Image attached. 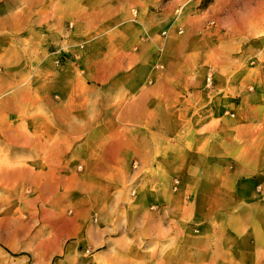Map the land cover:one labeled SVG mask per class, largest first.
Masks as SVG:
<instances>
[{"label":"crops","instance_id":"1","mask_svg":"<svg viewBox=\"0 0 264 264\" xmlns=\"http://www.w3.org/2000/svg\"><path fill=\"white\" fill-rule=\"evenodd\" d=\"M18 3L0 0V55L17 63L0 67V161L64 211L59 249L88 247L104 264L99 256L137 254L152 239L172 244L166 186L176 176L201 200L214 186L236 207L245 201L234 213L235 264H264V37L247 43L203 21L159 17L149 29L125 20L112 24L111 45L93 40L55 67L50 37L37 45L22 34L60 15ZM256 28L252 17L241 32ZM255 54L260 62L244 67ZM120 260L109 264L135 263Z\"/></svg>","mask_w":264,"mask_h":264},{"label":"rangeland","instance_id":"2","mask_svg":"<svg viewBox=\"0 0 264 264\" xmlns=\"http://www.w3.org/2000/svg\"><path fill=\"white\" fill-rule=\"evenodd\" d=\"M4 1L10 5L13 3V0ZM19 3L36 7L51 5L60 15L58 22L50 28L47 26L44 32L40 30V25L37 29L36 26H25L22 34L26 41H34L37 45L42 38L50 37L46 49L50 55L49 63L55 67L77 60L93 40L99 41L101 46L111 45L112 24L125 20H138L142 28L149 29L158 24L159 17L176 21V25L203 21L215 26L219 35L235 34L247 43L264 37V0H19ZM71 4H80L82 14H76ZM252 17L257 23L256 30L241 32L250 24ZM64 43L68 45L66 48ZM15 48L19 53L22 50L25 53L22 47ZM29 52L32 53L31 50ZM260 60L255 54L245 57L242 65L254 66ZM16 64L10 57L5 60L0 55V67ZM18 64H27V60ZM3 166L6 167L0 161V264L98 263L99 260L95 263L96 256L91 255L88 247L59 249L62 243L56 244L53 237L63 229L59 226V216L64 211H57V206L49 208L43 200L46 191L30 183L18 184L16 173ZM172 179L177 180L175 189ZM166 188L171 199L166 204L168 213L171 212L172 219L176 220L172 225L176 240L169 244V235L162 240L152 239L137 254L117 250L99 256L103 263L109 264L111 259L124 263L120 259H129L134 264H235L236 237L240 234L236 233L234 213L236 209L245 210L247 203H237L236 207L228 194L216 193L214 186L201 200L192 186H179L176 176L170 179ZM148 204L157 206L156 202ZM156 206L149 209L157 211Z\"/></svg>","mask_w":264,"mask_h":264},{"label":"built area","instance_id":"3","mask_svg":"<svg viewBox=\"0 0 264 264\" xmlns=\"http://www.w3.org/2000/svg\"><path fill=\"white\" fill-rule=\"evenodd\" d=\"M181 30L180 29H177V32H180ZM162 34L164 33V32H161ZM60 61V59L59 60H56L55 62L56 63H58ZM211 84H212V79H211V75H208V76H206V78H205V86L206 87H210L211 86ZM79 166H77V168H78ZM176 182H177V180L176 179H172V183H173V185H172V187H173V189H175V184H176Z\"/></svg>","mask_w":264,"mask_h":264}]
</instances>
